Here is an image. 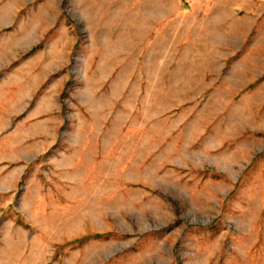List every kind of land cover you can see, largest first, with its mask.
<instances>
[{"label":"rangeland","instance_id":"374dc122","mask_svg":"<svg viewBox=\"0 0 264 264\" xmlns=\"http://www.w3.org/2000/svg\"><path fill=\"white\" fill-rule=\"evenodd\" d=\"M0 264H264V0H0Z\"/></svg>","mask_w":264,"mask_h":264},{"label":"crops","instance_id":"0c3cea01","mask_svg":"<svg viewBox=\"0 0 264 264\" xmlns=\"http://www.w3.org/2000/svg\"><path fill=\"white\" fill-rule=\"evenodd\" d=\"M41 105V103H37V107L39 108V106ZM37 110H39V109H37ZM33 111L34 110H32V112H30V114L31 113H33ZM28 115V120H32V119H41V113L40 112H38V113H35V114H33V115ZM49 116V115H48ZM50 119L48 118V121H49ZM45 122V121H44ZM50 122V121H49ZM36 134H39V137H36V139H34V144H36V145H41V142H45V140H49V136L51 135V130L50 131H48V132H45V131H43V132H41V133H36Z\"/></svg>","mask_w":264,"mask_h":264}]
</instances>
